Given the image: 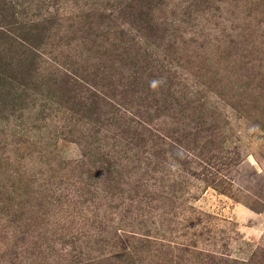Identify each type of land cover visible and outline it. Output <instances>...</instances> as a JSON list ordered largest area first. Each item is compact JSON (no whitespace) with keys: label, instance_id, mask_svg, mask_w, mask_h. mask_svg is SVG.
Listing matches in <instances>:
<instances>
[{"label":"rangeland","instance_id":"rangeland-1","mask_svg":"<svg viewBox=\"0 0 264 264\" xmlns=\"http://www.w3.org/2000/svg\"><path fill=\"white\" fill-rule=\"evenodd\" d=\"M7 48L0 264H264V0H0Z\"/></svg>","mask_w":264,"mask_h":264},{"label":"trees","instance_id":"trees-1","mask_svg":"<svg viewBox=\"0 0 264 264\" xmlns=\"http://www.w3.org/2000/svg\"><path fill=\"white\" fill-rule=\"evenodd\" d=\"M1 47H3L1 45ZM9 48L12 49V45H9ZM10 49H6V51H9V54H5V51L3 52V55L0 54V76L2 80L7 82H11L10 79L14 78L16 79V76L19 75L20 79H23L20 81L18 84L19 85H25L24 81L26 79H29V77L32 75L34 71V66L37 67V64L33 63L30 61L28 62L26 59H22L21 55H18L17 57L13 56V53L10 55ZM16 58V59H15ZM15 64L17 65V68L15 69V74H14V68ZM21 97V96H19ZM16 96V98H13L12 101H18L20 98ZM14 107V106H12Z\"/></svg>","mask_w":264,"mask_h":264}]
</instances>
